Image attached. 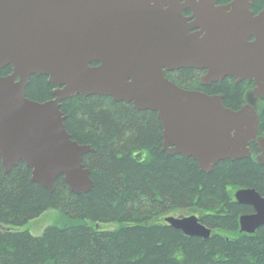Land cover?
<instances>
[{
    "label": "water",
    "instance_id": "water-1",
    "mask_svg": "<svg viewBox=\"0 0 264 264\" xmlns=\"http://www.w3.org/2000/svg\"><path fill=\"white\" fill-rule=\"evenodd\" d=\"M216 1L0 0V69L11 67L0 77L4 171L24 162L31 182L49 192L59 177L73 194L91 190L82 157L92 149L71 140L60 111V103L73 96L109 97L156 113L162 151L193 159L201 172L223 160L249 158L251 142L259 152L256 163L263 165L264 137L257 136L258 117L249 105L232 111L221 96L186 91L164 77L181 68L206 70L201 85L247 79L262 92L257 97L264 95V8L252 16L253 0L226 7ZM184 10L191 12L189 23ZM33 75L55 87L52 99L26 98ZM234 198L252 208L239 217V232L264 226V198L252 189H239ZM164 221L188 237L210 235L194 216Z\"/></svg>",
    "mask_w": 264,
    "mask_h": 264
},
{
    "label": "trees",
    "instance_id": "trees-1",
    "mask_svg": "<svg viewBox=\"0 0 264 264\" xmlns=\"http://www.w3.org/2000/svg\"><path fill=\"white\" fill-rule=\"evenodd\" d=\"M253 4L259 8L262 0ZM10 73V67L0 70L1 77ZM176 83L191 89L195 73L180 70ZM53 88L45 76L33 75L25 96L42 103L52 99ZM197 89L221 95L233 111L248 95L230 79ZM60 111L71 140L92 149L82 157L92 188L76 195L59 177L48 192L31 182L23 162L6 173L0 161V264H264V226L240 233L239 216L252 211L233 198L240 188L264 197V165L223 160L201 172L191 158L162 151L155 113L103 96H73ZM259 119L264 132V106ZM50 209L65 219L61 227L48 226L39 236L16 231ZM186 209L197 211L211 231L208 239L165 224L167 214ZM112 223L117 228L106 229Z\"/></svg>",
    "mask_w": 264,
    "mask_h": 264
},
{
    "label": "rangeland",
    "instance_id": "rangeland-1",
    "mask_svg": "<svg viewBox=\"0 0 264 264\" xmlns=\"http://www.w3.org/2000/svg\"><path fill=\"white\" fill-rule=\"evenodd\" d=\"M252 98L251 95L249 96V98L247 99V101ZM250 103H253L249 100ZM256 107H258V105H254ZM189 215H195L198 217L197 211L195 210H190V209H186V210H175L169 214L166 215L167 216H172V217H185V216H189ZM161 221V220H159ZM63 223H65V219L62 217L60 219V214L55 211V210H48L46 211L44 214H42L40 217L34 219L33 221L27 223L26 225H23L21 227L16 228V231H27L29 234H31L32 236H39L41 235L42 231L51 225L54 226H59L61 227L63 225ZM106 229L109 230H113L115 228H117V224H106L105 225Z\"/></svg>",
    "mask_w": 264,
    "mask_h": 264
},
{
    "label": "flooded vegetation",
    "instance_id": "flooded-vegetation-1",
    "mask_svg": "<svg viewBox=\"0 0 264 264\" xmlns=\"http://www.w3.org/2000/svg\"><path fill=\"white\" fill-rule=\"evenodd\" d=\"M218 1L219 0H217V3H218ZM232 0H227V1H225V2H223L222 4H219L218 3V5L219 6H226V5H228L230 2H231ZM254 0H253V2L249 5V10L251 11V13L253 14V16H257L262 10H263V3H264V0H262V5L259 7V8H254ZM182 15L184 16V17H191V14H190V11L189 10H184L183 12H182ZM248 41L249 42H252L253 41V38L252 37H250L249 39H248ZM185 69H188V70H192V72L193 73H195V81L197 82V84L195 85V86H193V87H191V90H198L197 88H198V86H200L199 84H198V79L201 77V76H203L204 74H205V71L204 70H201V71H198V70H194V69H191V68H184V70ZM180 70H183V69H178V70H174V71H168V72H165V76L166 77H168L169 79H171V80H175L176 81V78H177V74H178V72L180 71ZM196 75H197V78H196ZM225 79H230V80H232L233 82H234V84H239V83H241V84H243V85H245L246 86V88H247V98L246 99H248L249 98V96L251 95V97L252 98H250L249 100L251 101V102H253V105L255 104H257L258 105V107H257V109H256V111H257V113L259 114V117H260V113H261V108L264 106V95L262 96V98L261 99H255L252 95H253V92H254V90H255V85H254V83H253V81L252 80H242V81H240V82H235V80H233L232 78H225ZM200 87H207V86H200ZM199 91V90H198ZM248 100V101H249ZM260 123V122H259ZM259 132V131H258ZM258 135H264V132H259V134Z\"/></svg>",
    "mask_w": 264,
    "mask_h": 264
}]
</instances>
